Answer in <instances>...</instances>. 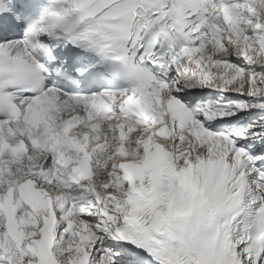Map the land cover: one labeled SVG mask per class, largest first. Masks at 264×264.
I'll use <instances>...</instances> for the list:
<instances>
[{"label": "snow or ice", "instance_id": "6c2138e0", "mask_svg": "<svg viewBox=\"0 0 264 264\" xmlns=\"http://www.w3.org/2000/svg\"><path fill=\"white\" fill-rule=\"evenodd\" d=\"M0 264H264V0H0Z\"/></svg>", "mask_w": 264, "mask_h": 264}]
</instances>
